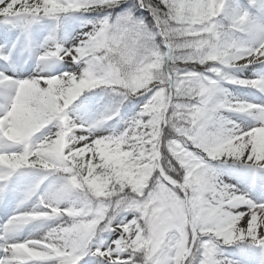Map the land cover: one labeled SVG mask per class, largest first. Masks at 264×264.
<instances>
[{"label": "snow or ice", "instance_id": "snow-or-ice-1", "mask_svg": "<svg viewBox=\"0 0 264 264\" xmlns=\"http://www.w3.org/2000/svg\"><path fill=\"white\" fill-rule=\"evenodd\" d=\"M0 264H264V0H0Z\"/></svg>", "mask_w": 264, "mask_h": 264}]
</instances>
